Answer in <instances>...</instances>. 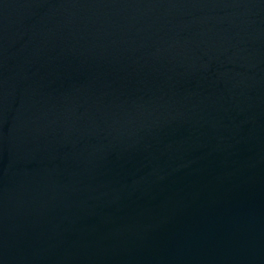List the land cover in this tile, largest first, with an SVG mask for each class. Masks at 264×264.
I'll return each mask as SVG.
<instances>
[{
    "label": "water",
    "instance_id": "1",
    "mask_svg": "<svg viewBox=\"0 0 264 264\" xmlns=\"http://www.w3.org/2000/svg\"><path fill=\"white\" fill-rule=\"evenodd\" d=\"M0 264H264V0H0Z\"/></svg>",
    "mask_w": 264,
    "mask_h": 264
}]
</instances>
